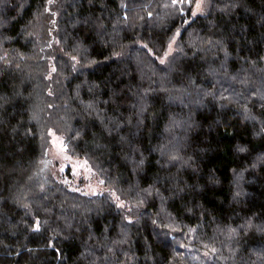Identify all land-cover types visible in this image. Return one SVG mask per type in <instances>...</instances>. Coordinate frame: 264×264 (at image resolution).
Instances as JSON below:
<instances>
[{"label":"trees","instance_id":"1","mask_svg":"<svg viewBox=\"0 0 264 264\" xmlns=\"http://www.w3.org/2000/svg\"><path fill=\"white\" fill-rule=\"evenodd\" d=\"M0 264H264V0H0Z\"/></svg>","mask_w":264,"mask_h":264},{"label":"rangeland","instance_id":"2","mask_svg":"<svg viewBox=\"0 0 264 264\" xmlns=\"http://www.w3.org/2000/svg\"><path fill=\"white\" fill-rule=\"evenodd\" d=\"M200 1L202 2V0ZM53 136L54 140L50 147V156L54 171L64 173L68 170L66 178L77 189L91 192L100 189L101 183L96 176L92 175L88 164L82 159L68 157L64 152L62 139L56 134H53Z\"/></svg>","mask_w":264,"mask_h":264}]
</instances>
